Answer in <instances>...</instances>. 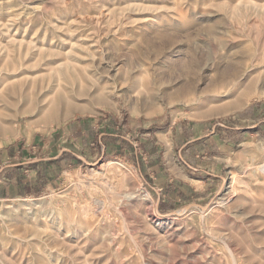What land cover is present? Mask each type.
I'll return each instance as SVG.
<instances>
[{"label": "rangeland", "instance_id": "obj_1", "mask_svg": "<svg viewBox=\"0 0 264 264\" xmlns=\"http://www.w3.org/2000/svg\"><path fill=\"white\" fill-rule=\"evenodd\" d=\"M0 97V264H264V0H0Z\"/></svg>", "mask_w": 264, "mask_h": 264}, {"label": "crops", "instance_id": "obj_2", "mask_svg": "<svg viewBox=\"0 0 264 264\" xmlns=\"http://www.w3.org/2000/svg\"><path fill=\"white\" fill-rule=\"evenodd\" d=\"M161 132L154 134L155 143L153 144V151L150 153V163L152 166L148 168L146 174L149 175V182L153 184L152 189L159 195L162 192V200L168 203H173L175 200L187 199L193 201L199 199L203 195L199 194L191 183L192 177L196 173H205L214 176L209 170L211 167L209 163L200 162L193 158L194 150L189 147V143L185 144L182 149L176 153L170 143H165L164 136L161 137ZM203 140L202 137L195 141ZM164 147L163 152L157 149ZM163 153V154H162ZM197 157V156H196ZM215 168V167H213ZM205 186L206 182L200 179L196 180ZM163 212H167L162 210Z\"/></svg>", "mask_w": 264, "mask_h": 264}, {"label": "bare ground", "instance_id": "obj_3", "mask_svg": "<svg viewBox=\"0 0 264 264\" xmlns=\"http://www.w3.org/2000/svg\"><path fill=\"white\" fill-rule=\"evenodd\" d=\"M25 66V65H24ZM17 70V69H16ZM20 75V74H19ZM239 94V93H238ZM1 98V97H0ZM241 99V98H240ZM2 101H4V99H1ZM240 102V101H239ZM2 124V121H0V125ZM3 127V126H2ZM1 127V128H2ZM113 164V163H112ZM259 163H257V164H253V173H255V170H258V169H262V167L264 166V159L262 160V162H260V165H258ZM235 182H237L239 185H241L242 183H243V180L239 177V178H236L235 179ZM186 213H188L187 211H185V212H183V213H181V214H178L179 216H183V215H185ZM154 216L157 218V219H161V217L158 215V214H156V213H154ZM179 216H175V218H177V219H180V217Z\"/></svg>", "mask_w": 264, "mask_h": 264}, {"label": "trees", "instance_id": "obj_4", "mask_svg": "<svg viewBox=\"0 0 264 264\" xmlns=\"http://www.w3.org/2000/svg\"><path fill=\"white\" fill-rule=\"evenodd\" d=\"M56 159L55 158H52V159H50V160H48L47 162H50V163H52V162H54ZM38 163H40V162H27V163H21V164H14V165H11L10 167H13V168H23V166L24 165H29V166H35V165H37Z\"/></svg>", "mask_w": 264, "mask_h": 264}, {"label": "water", "instance_id": "obj_5", "mask_svg": "<svg viewBox=\"0 0 264 264\" xmlns=\"http://www.w3.org/2000/svg\"><path fill=\"white\" fill-rule=\"evenodd\" d=\"M214 129H215V126H214L213 130H214ZM34 161H37V160H33V162H34ZM29 162H32V161H29ZM0 171H1V170H0ZM189 206H192V205H189ZM207 207H208V206H205V207H204V206H200L201 209H206Z\"/></svg>", "mask_w": 264, "mask_h": 264}]
</instances>
